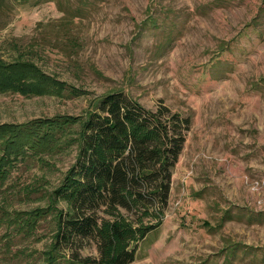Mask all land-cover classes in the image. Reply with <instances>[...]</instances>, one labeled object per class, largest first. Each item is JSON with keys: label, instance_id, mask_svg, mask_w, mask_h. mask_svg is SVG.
<instances>
[{"label": "rangeland", "instance_id": "374dc122", "mask_svg": "<svg viewBox=\"0 0 264 264\" xmlns=\"http://www.w3.org/2000/svg\"><path fill=\"white\" fill-rule=\"evenodd\" d=\"M1 81L0 264H47L51 192L114 90L191 118L130 264H264V0H0Z\"/></svg>", "mask_w": 264, "mask_h": 264}, {"label": "trees", "instance_id": "16d2710c", "mask_svg": "<svg viewBox=\"0 0 264 264\" xmlns=\"http://www.w3.org/2000/svg\"><path fill=\"white\" fill-rule=\"evenodd\" d=\"M190 127L189 116L161 103L147 109L124 91L92 98L74 162L51 192L65 209L55 216L47 264L132 263L162 224ZM1 159L7 163L3 152ZM87 248L95 255L83 254Z\"/></svg>", "mask_w": 264, "mask_h": 264}, {"label": "built area", "instance_id": "2783aa9c", "mask_svg": "<svg viewBox=\"0 0 264 264\" xmlns=\"http://www.w3.org/2000/svg\"><path fill=\"white\" fill-rule=\"evenodd\" d=\"M264 185V180L260 181V187H262Z\"/></svg>", "mask_w": 264, "mask_h": 264}]
</instances>
